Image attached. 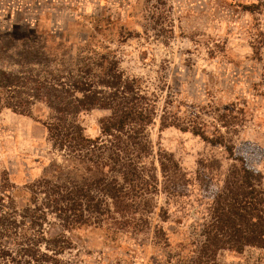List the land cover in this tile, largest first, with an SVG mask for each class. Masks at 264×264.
<instances>
[{
    "label": "rangeland",
    "instance_id": "rangeland-1",
    "mask_svg": "<svg viewBox=\"0 0 264 264\" xmlns=\"http://www.w3.org/2000/svg\"><path fill=\"white\" fill-rule=\"evenodd\" d=\"M252 5L255 11L248 10ZM40 41L110 47L123 73L141 79L144 89L157 96L159 115L168 106L208 135H222L233 156L264 177V0H0V46ZM8 55L12 58L3 56L0 66L16 71L15 52ZM106 115L101 110L81 115L88 136L100 134ZM40 118L42 112L0 114V185L6 178L23 189L41 179L65 182L83 175L81 166L53 149ZM149 134L155 153L172 155L192 186L183 207L164 194L155 198L151 223L162 225L180 244L183 234L193 231L196 197L215 186L234 162L223 146L190 131L161 128L159 117ZM161 208L167 209L168 222L159 218ZM106 234L100 229L74 233L78 251L61 260L165 264L166 251L152 243L150 233L139 236L141 246L135 238L111 241ZM219 263L264 264V251H227Z\"/></svg>",
    "mask_w": 264,
    "mask_h": 264
},
{
    "label": "trees",
    "instance_id": "trees-1",
    "mask_svg": "<svg viewBox=\"0 0 264 264\" xmlns=\"http://www.w3.org/2000/svg\"><path fill=\"white\" fill-rule=\"evenodd\" d=\"M40 42L0 46V61L15 52L17 68L0 66V114L42 112L39 120L53 149L81 166L83 175L65 182L41 179L23 189L2 181L0 264H68L61 257L78 251L72 235L88 229L105 230L111 241L135 238L140 246L139 236L150 233L152 243L166 251L165 264H220L227 251H264V177L235 158L222 135H208L168 106L159 115L157 96L141 79L123 73L110 47ZM94 110L107 115L92 138L80 117ZM158 117L163 129L190 131L225 147L234 162L215 186L196 197L193 231L183 234L180 244L162 225L151 223L159 194L181 207L192 194L175 158L154 151L149 129ZM168 214L161 208L159 218L168 222ZM54 228L59 231L52 233Z\"/></svg>",
    "mask_w": 264,
    "mask_h": 264
}]
</instances>
